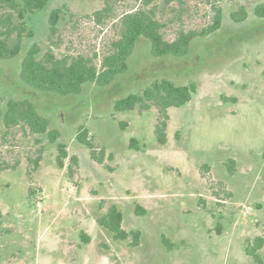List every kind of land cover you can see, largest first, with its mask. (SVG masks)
I'll return each mask as SVG.
<instances>
[{
  "label": "rangeland",
  "instance_id": "obj_1",
  "mask_svg": "<svg viewBox=\"0 0 264 264\" xmlns=\"http://www.w3.org/2000/svg\"><path fill=\"white\" fill-rule=\"evenodd\" d=\"M264 0H153L164 36L201 30L223 12L222 26L196 36L187 55L154 56L142 36L128 70L79 93L33 90L21 77L37 44L59 57L84 54L98 65L119 36L118 15L142 0H50L21 25L22 50L0 58V105L31 98L51 130L33 133L0 121V264H264L247 246L264 239ZM109 6V10L105 7ZM241 6L248 17L233 18ZM63 8L57 32L50 16ZM6 9H0V14ZM14 24H19L16 14ZM32 33V34H31ZM18 31L13 32V37ZM195 82L183 106L169 109L167 141H158L155 107L119 111L116 101L155 80ZM87 128L102 161L78 139ZM139 148L131 147V139ZM69 153L58 159V146ZM34 161H38L37 165ZM123 226L140 231L116 239L99 218L112 204ZM137 204L145 210L138 214ZM172 242V248L164 243Z\"/></svg>",
  "mask_w": 264,
  "mask_h": 264
},
{
  "label": "trees",
  "instance_id": "obj_2",
  "mask_svg": "<svg viewBox=\"0 0 264 264\" xmlns=\"http://www.w3.org/2000/svg\"><path fill=\"white\" fill-rule=\"evenodd\" d=\"M50 0H0V9H6L0 14V58L11 59L17 56L22 50V30L21 25L25 23L27 17L38 11L44 10ZM146 7H135L128 9L118 15L121 22L119 36L112 40L109 50L104 53L98 65L93 58L84 54L66 55L59 57L53 49L47 50L42 56L40 47L34 44L28 51L22 62L21 77L33 90L51 91L60 95L79 93L85 83L95 82L98 85L112 83L116 76L128 70V60L133 54L138 40L144 36L151 42V52L154 56L176 55L184 56L190 51L192 41L196 36H206L221 28L223 12L221 8L215 7L214 21L211 25L201 30L178 31L173 40L167 39L163 34L164 23L157 17L155 9L149 8L153 0H142ZM109 10V6L104 8ZM255 12L258 16H264V3L259 4ZM64 13L63 8H55L50 16V28L52 34L57 32V26ZM19 18V24H14L13 17ZM248 17V12L241 6L233 18L241 22ZM18 31V36L13 37V32ZM32 34V33H31ZM197 90L195 82L178 84L170 78H162L153 81L144 88L142 92H132L116 101V109L119 111L148 110L155 107L158 111V120L155 132L160 143L167 141V127L169 120V109L180 107L188 103ZM3 120L8 128L22 125L33 133H45L56 141L59 137L58 130L49 129V118L42 115L31 98L14 99L7 102L6 110L0 105V121ZM87 128L81 129L78 139L82 144L90 148L92 156L102 161L105 149H98L89 136ZM131 147L139 148L138 140L131 139ZM58 159L63 165V161L69 153L64 143L58 146ZM37 165L38 161H34ZM138 214H144L145 210L137 204ZM3 212L0 208V219ZM124 213L118 204H112L108 211L99 218L100 224L111 231L113 236L119 240H127L133 236L138 242L140 231L128 232L124 226ZM164 243L168 248H172V242L164 237ZM264 244V239L259 237L256 243L247 246L248 254L259 259L258 249Z\"/></svg>",
  "mask_w": 264,
  "mask_h": 264
}]
</instances>
